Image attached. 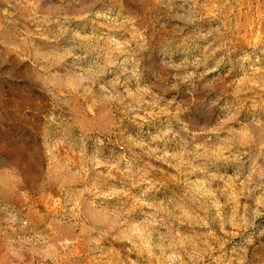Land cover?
<instances>
[{"label":"clouds","instance_id":"1","mask_svg":"<svg viewBox=\"0 0 264 264\" xmlns=\"http://www.w3.org/2000/svg\"><path fill=\"white\" fill-rule=\"evenodd\" d=\"M261 221L264 0H0V264H264Z\"/></svg>","mask_w":264,"mask_h":264},{"label":"rangeland","instance_id":"2","mask_svg":"<svg viewBox=\"0 0 264 264\" xmlns=\"http://www.w3.org/2000/svg\"><path fill=\"white\" fill-rule=\"evenodd\" d=\"M260 38L257 37L256 38V42H259ZM264 222V221H261ZM113 247H115L117 249V251L120 252L121 254V258L127 257V262L126 264H131V261H135L137 260V256L133 253H128L127 248L129 246L127 245H120L119 243H117L116 241H112V245Z\"/></svg>","mask_w":264,"mask_h":264}]
</instances>
